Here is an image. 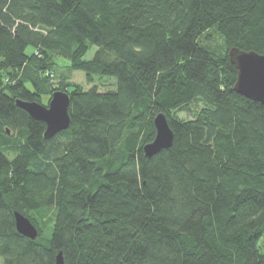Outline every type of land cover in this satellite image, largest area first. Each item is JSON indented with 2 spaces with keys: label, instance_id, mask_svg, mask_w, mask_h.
<instances>
[{
  "label": "trees",
  "instance_id": "16d2710c",
  "mask_svg": "<svg viewBox=\"0 0 264 264\" xmlns=\"http://www.w3.org/2000/svg\"><path fill=\"white\" fill-rule=\"evenodd\" d=\"M232 48L264 55V0H0L3 263L264 264V105ZM57 91L72 122L46 139L16 101ZM160 113L174 144L148 158Z\"/></svg>",
  "mask_w": 264,
  "mask_h": 264
},
{
  "label": "water",
  "instance_id": "95a60500",
  "mask_svg": "<svg viewBox=\"0 0 264 264\" xmlns=\"http://www.w3.org/2000/svg\"><path fill=\"white\" fill-rule=\"evenodd\" d=\"M228 56L237 69L235 91L264 105V55L255 51L232 48ZM16 104L20 109L26 111L32 119L46 124L44 133L46 139L54 138L71 126L70 96L66 92H55L48 106L22 100H17ZM154 124L156 128L155 139L144 147L145 155L148 158L171 148L175 140L174 131L165 114H158ZM15 220L16 228L21 235L34 241L38 239L39 232L29 218L20 212H15ZM57 264H63L62 253L57 257Z\"/></svg>",
  "mask_w": 264,
  "mask_h": 264
},
{
  "label": "rangeland",
  "instance_id": "374dc122",
  "mask_svg": "<svg viewBox=\"0 0 264 264\" xmlns=\"http://www.w3.org/2000/svg\"><path fill=\"white\" fill-rule=\"evenodd\" d=\"M213 43L211 44V47L212 48H215V49H222L223 48V41L222 39L213 32ZM95 50L96 48L92 49L88 55L86 56V59L87 60H91L94 53H95ZM58 64L59 65H62V66H65V65H68L69 64V61H67L66 59H63V58H58ZM61 73L63 72H66V73H70L68 72V69H61L60 70ZM72 79L74 82L76 83H79V84H82L84 85L86 88H90V86L87 84L86 82V74L83 73V72H80V71H75V72H72ZM111 83L112 81L111 80H106L104 81L103 83L99 84L100 85V88L102 90H106L108 88L111 87ZM182 118H187V117H190L191 115L190 114H187V113H180L179 114ZM0 264H4L3 263V260L0 258Z\"/></svg>",
  "mask_w": 264,
  "mask_h": 264
}]
</instances>
